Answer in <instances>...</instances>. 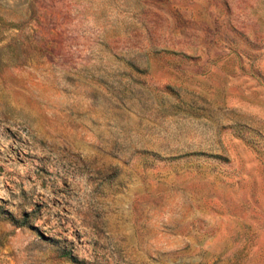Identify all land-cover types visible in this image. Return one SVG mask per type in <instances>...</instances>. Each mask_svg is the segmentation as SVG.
Instances as JSON below:
<instances>
[{"label": "rangeland", "instance_id": "rangeland-1", "mask_svg": "<svg viewBox=\"0 0 264 264\" xmlns=\"http://www.w3.org/2000/svg\"><path fill=\"white\" fill-rule=\"evenodd\" d=\"M0 264H264V0H0Z\"/></svg>", "mask_w": 264, "mask_h": 264}]
</instances>
